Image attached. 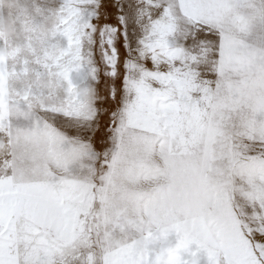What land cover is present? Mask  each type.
Returning <instances> with one entry per match:
<instances>
[{"label": "snow or ice", "instance_id": "1", "mask_svg": "<svg viewBox=\"0 0 264 264\" xmlns=\"http://www.w3.org/2000/svg\"><path fill=\"white\" fill-rule=\"evenodd\" d=\"M79 7L96 99L0 155V264H103L89 241L160 218L206 242L199 264H264V0Z\"/></svg>", "mask_w": 264, "mask_h": 264}, {"label": "rangeland", "instance_id": "2", "mask_svg": "<svg viewBox=\"0 0 264 264\" xmlns=\"http://www.w3.org/2000/svg\"><path fill=\"white\" fill-rule=\"evenodd\" d=\"M80 3L0 0V124L8 129L7 137H0V155L18 143L40 140L51 114L66 110L76 97L83 106L96 99L95 87L83 85L76 74L77 33L84 32L76 24ZM73 227L74 218L65 216L59 235L70 236ZM93 244L103 264H199L207 247L163 218L150 221L142 233L121 228L99 243L89 241Z\"/></svg>", "mask_w": 264, "mask_h": 264}]
</instances>
